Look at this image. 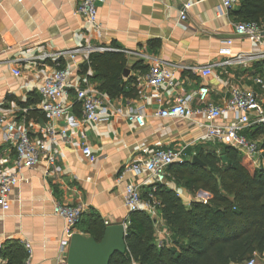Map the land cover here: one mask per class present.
Segmentation results:
<instances>
[{
    "label": "crops",
    "instance_id": "1",
    "mask_svg": "<svg viewBox=\"0 0 264 264\" xmlns=\"http://www.w3.org/2000/svg\"><path fill=\"white\" fill-rule=\"evenodd\" d=\"M79 1L0 0V115L29 129L44 124L38 88L54 72L56 61L61 60L62 64L75 65L65 103L78 121L76 126L70 125L68 116L54 121L57 127H67L70 138L51 144L56 151L54 165L47 168L40 163L23 168L20 180L9 193V208L4 211L0 207V264H25L26 243L32 247L30 264H65L68 247L61 244L65 224L54 214L56 202L84 208L75 232L85 236H89L87 227L94 217L105 226L106 220L108 224L123 222L127 227L130 211L123 205V190L131 183L147 198L155 183L145 171L126 172L119 178L125 165L145 159L156 149L183 148L190 159L201 145L216 149L221 143L201 139L207 129L202 114L184 119L156 114L178 95L191 94L189 105L199 108L202 103L196 93L204 84L209 88L207 101L225 108L232 90L238 88L256 93L264 107V87L256 81L264 79V35L261 42H254L235 34L237 20L230 14L231 8L219 12L221 0H106L97 5L96 28L75 12ZM186 3L191 6L182 19L180 12ZM237 6L238 2L232 9ZM228 38L232 39L229 45L224 42ZM96 47H103L99 52L126 54L125 79L128 76L134 80L129 82L134 89L131 96L111 98L99 90V81L91 78L87 51ZM223 47H228L230 53H222ZM75 48L82 50L74 62L67 56L54 57L59 51ZM44 55L47 57L42 58ZM238 55L241 59L237 61ZM155 61L172 69L175 84L142 88L145 91L140 95L138 79ZM207 66L211 74L202 76L200 70ZM13 69L20 73L13 74ZM84 74L102 96L106 119L101 122L81 118L75 91ZM152 94H158V98ZM140 107L143 126L127 119L129 112ZM232 116L231 111H224L217 122L231 123ZM261 125L251 123L242 133L261 144L264 134L250 136ZM5 133L0 125V157L11 160L1 168L10 172L15 151L11 140L4 138ZM84 145L91 148L93 159L82 153ZM164 185L173 189L185 205L206 202L211 196L202 189L187 190L170 177ZM152 219L155 231L164 234L158 210Z\"/></svg>",
    "mask_w": 264,
    "mask_h": 264
},
{
    "label": "trees",
    "instance_id": "2",
    "mask_svg": "<svg viewBox=\"0 0 264 264\" xmlns=\"http://www.w3.org/2000/svg\"><path fill=\"white\" fill-rule=\"evenodd\" d=\"M230 14L237 21H254L264 28V0H238ZM126 62L124 52L89 54L91 78L99 81L101 92L111 98L132 95L129 82L134 80L125 79ZM257 133L264 134V123L250 136ZM260 148L264 157V142ZM195 155L202 163L184 157L169 166L168 177L192 192L205 190L210 198L185 205L173 189L155 184L153 194L168 237L158 240L154 220L143 211H131L126 250L110 264H244L252 258L264 264V166H255L252 158L228 144L213 150L201 145ZM104 229L99 217H94L87 233L99 241Z\"/></svg>",
    "mask_w": 264,
    "mask_h": 264
},
{
    "label": "built area",
    "instance_id": "3",
    "mask_svg": "<svg viewBox=\"0 0 264 264\" xmlns=\"http://www.w3.org/2000/svg\"><path fill=\"white\" fill-rule=\"evenodd\" d=\"M21 1V0H19ZM106 0H80L76 13L79 14L89 26L96 28L97 24V5L104 3ZM238 0H221L219 12L225 9H230ZM191 3L184 4L183 10L180 12V18H186L187 9ZM234 32L237 35H243L254 42H261L263 38L264 28L254 21H237L234 23ZM226 44H231L232 39L228 38L224 41ZM82 48H75L69 51H59L54 54L55 58L68 57L73 62ZM103 47L88 48V52L101 51ZM221 52L229 54L230 49L223 47ZM47 57L46 55L42 58ZM238 55L236 60H240ZM234 61V60H232ZM231 62V61H230ZM73 64V63H72ZM75 69V65L61 63V60L56 61L54 72L47 76L40 87L38 88L41 102L39 109L44 116L45 122L33 129H29L25 125L17 126L14 122L8 121L0 115V125L5 127V139L11 140L14 148L13 167L10 172H6L1 167L8 163V156L0 157V207L6 211L9 208V193L12 187L20 180V173L23 168L32 167L40 163H44L47 168L54 165L56 161V151L51 149V144L58 139L69 141L67 137V127H57L54 121L58 118L68 116L70 125H78L77 119L70 115V108L65 103L69 95L70 81L69 77ZM13 74L18 75L19 69H13ZM202 76L211 74L209 66L203 67L200 70ZM256 81L264 87V79L259 77ZM175 75L169 67L157 61L153 62L149 71L138 79V93L143 94L146 87H158L161 85L174 86ZM144 88V89H142ZM209 88L202 84L196 93L197 100L202 103L199 108H192L190 101L191 94H181L175 97V100L167 107L160 108L156 114L162 117L169 118H189L193 114H202L206 121V131L202 136L203 141H216L221 144H228L237 148L248 158H252L255 166H264V157H262V149L260 144L254 140L248 139L242 130L248 127L251 123H264V107L257 99L254 92H245L238 88H234L231 97L227 101L225 108L207 101ZM92 85L89 83L88 75L84 74L81 77V85L76 88L75 100L81 106V118L88 122H101L106 119L105 107L102 106V99ZM150 96L158 98V94ZM141 108L129 112L127 119L135 121L139 126H143L144 115ZM231 111L233 121L227 124H220L217 120L224 111ZM253 117V119H251ZM145 151V150H144ZM82 153L90 158L92 157L91 148L88 145L82 147ZM185 153L183 148L179 149H156L151 151L148 156L137 162L127 164L121 170L119 178L126 172L141 173L147 172L155 184H163L169 176V166L175 162H180L184 159ZM123 205L130 212L140 210L147 213L151 218L155 216L159 201L152 193L149 197L143 198L139 189L134 184H128L123 190ZM84 208L81 205H67L56 202L54 204V214L60 216L64 220L65 238L61 240V244L68 247L70 236L75 232V227L81 219ZM108 225V221L104 222ZM158 240L168 237L167 232L164 234L161 230L155 231ZM163 234V235H162ZM27 257L25 264H30L31 245L26 243ZM2 244L0 243V250ZM254 258L247 260L244 264H255Z\"/></svg>",
    "mask_w": 264,
    "mask_h": 264
},
{
    "label": "water",
    "instance_id": "4",
    "mask_svg": "<svg viewBox=\"0 0 264 264\" xmlns=\"http://www.w3.org/2000/svg\"><path fill=\"white\" fill-rule=\"evenodd\" d=\"M126 73L125 69L124 74ZM221 158L225 161L226 155ZM192 162L202 163V160L193 155ZM125 237L126 226L123 222L106 225L99 241L92 236L73 232L69 239L65 264H110L115 255L125 252Z\"/></svg>",
    "mask_w": 264,
    "mask_h": 264
},
{
    "label": "rangeland",
    "instance_id": "5",
    "mask_svg": "<svg viewBox=\"0 0 264 264\" xmlns=\"http://www.w3.org/2000/svg\"><path fill=\"white\" fill-rule=\"evenodd\" d=\"M255 264H263V262H260V261L256 260Z\"/></svg>",
    "mask_w": 264,
    "mask_h": 264
}]
</instances>
